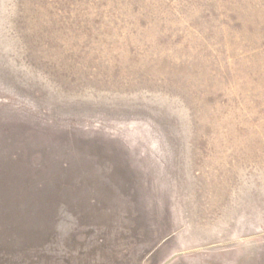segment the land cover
Here are the masks:
<instances>
[{
	"label": "rangeland",
	"instance_id": "374dc122",
	"mask_svg": "<svg viewBox=\"0 0 264 264\" xmlns=\"http://www.w3.org/2000/svg\"><path fill=\"white\" fill-rule=\"evenodd\" d=\"M0 264H264V0H0Z\"/></svg>",
	"mask_w": 264,
	"mask_h": 264
}]
</instances>
